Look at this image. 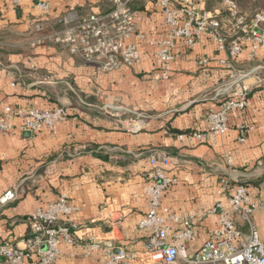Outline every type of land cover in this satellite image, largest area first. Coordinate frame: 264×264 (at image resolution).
I'll use <instances>...</instances> for the list:
<instances>
[{"label": "crops", "instance_id": "0c3cea01", "mask_svg": "<svg viewBox=\"0 0 264 264\" xmlns=\"http://www.w3.org/2000/svg\"><path fill=\"white\" fill-rule=\"evenodd\" d=\"M42 1L50 9H42L39 1L24 0L18 8L13 0H0V110L64 107L69 117L36 133L24 131L15 118L14 127L0 133V240L23 247L32 212L65 194L81 229L72 231L75 243H62L55 264L103 262L102 251H88L81 240L86 234L125 247L133 254L128 264H152L146 253L149 233L139 227L149 210L143 187L153 169L151 157L167 156L166 173L177 181L165 192L160 211L203 214L197 236L186 244L189 255L218 225L219 213L212 212L218 202L230 210L227 194L220 192L227 175L234 187L247 182L257 204L253 220L264 242V45L257 60L248 59L245 51L237 60L244 74L237 85L220 64L228 54L214 41L204 37L189 47L178 39L171 71L163 77L164 63L151 41L166 35L164 16L157 0H142L134 8L144 39L129 40L139 43L140 59L106 72L50 34L62 28L68 12L105 10L107 0ZM222 6L210 1L207 7ZM38 22L44 24L41 32ZM243 85L250 103L230 113L226 134L205 141L180 138L207 131L209 110ZM9 191L16 197L3 203ZM236 221L247 235L248 225L239 216ZM36 262L34 256L24 264ZM177 264L187 262L180 258Z\"/></svg>", "mask_w": 264, "mask_h": 264}, {"label": "built area", "instance_id": "2783aa9c", "mask_svg": "<svg viewBox=\"0 0 264 264\" xmlns=\"http://www.w3.org/2000/svg\"><path fill=\"white\" fill-rule=\"evenodd\" d=\"M29 1H39L42 9H50L49 2ZM139 1L142 0H107L105 10L85 14L68 12L60 21L62 28L52 31L50 38L106 72L124 64L132 65L140 59L141 52L139 43L129 40L132 37L144 39L136 24L134 5ZM210 1L157 0L167 29L165 36L153 39L151 44L164 63L163 77H168L171 71L178 39H184L189 47L204 37L214 41L220 51L228 54L226 59L220 60V64L229 70V77L237 85L241 84L244 74L237 68L236 62L244 51L250 60L260 57L264 45V12L255 13L249 20L238 0H223L222 7L208 8ZM13 3L18 8L25 6L24 0H13ZM36 30L43 31L44 24L38 22ZM200 62L207 63L208 59H201ZM249 103V90L243 85L238 93L223 101L218 108L209 110L207 131H193L180 135V138L187 136L205 141L226 134L230 113L234 109H245ZM68 117L64 107L45 110L5 106L0 110V133L12 129L15 118L22 121L24 131L36 133ZM150 162L153 169L143 187L149 200V210L140 220L139 227L149 233L146 253L152 264H177L180 258H185L187 264H264V242L253 220L257 204L251 201L246 185L234 187L231 175L222 178L220 192L227 194L230 210L218 202L212 209V212L219 213L218 225L211 230L204 245L189 255L186 244L197 236L198 223L203 214L180 216L169 208H163L161 212L163 196L177 179L166 173L165 165L170 164L167 156L161 160L152 156ZM15 197L16 193L9 191L1 201L5 203ZM74 209L65 194L46 207L35 209L29 219L30 231L23 239V247L0 240L3 264H24L34 256H37L36 264H55L61 254L62 243L77 241L72 231H80L81 228L71 216ZM236 216L248 225L247 235L239 227ZM81 240L88 246V251H102L103 262L98 264H128L133 257L113 240L99 243L90 234L84 235Z\"/></svg>", "mask_w": 264, "mask_h": 264}, {"label": "rangeland", "instance_id": "374dc122", "mask_svg": "<svg viewBox=\"0 0 264 264\" xmlns=\"http://www.w3.org/2000/svg\"><path fill=\"white\" fill-rule=\"evenodd\" d=\"M221 3L223 0H219ZM239 4L246 12H253L255 10L264 11V0H238Z\"/></svg>", "mask_w": 264, "mask_h": 264}, {"label": "trees", "instance_id": "16d2710c", "mask_svg": "<svg viewBox=\"0 0 264 264\" xmlns=\"http://www.w3.org/2000/svg\"><path fill=\"white\" fill-rule=\"evenodd\" d=\"M211 2H214V3H219L220 1L219 0H211ZM213 5V4H212ZM240 5V4H239ZM240 8L242 9V11L244 12V14L248 17V19L250 20L254 15H255V13H257V12H264L263 10H255V11H253V12H246L244 9H243V7L240 5ZM254 60H257V59H254ZM239 184H244V185H247V182H244V180L243 181H239L238 182Z\"/></svg>", "mask_w": 264, "mask_h": 264}]
</instances>
